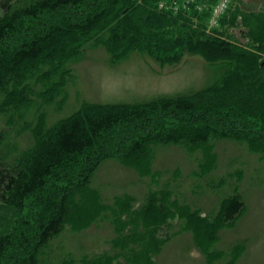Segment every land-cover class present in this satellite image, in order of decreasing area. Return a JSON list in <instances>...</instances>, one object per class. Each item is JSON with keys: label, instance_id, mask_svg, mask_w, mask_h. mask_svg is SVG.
<instances>
[{"label": "rangeland", "instance_id": "374dc122", "mask_svg": "<svg viewBox=\"0 0 264 264\" xmlns=\"http://www.w3.org/2000/svg\"><path fill=\"white\" fill-rule=\"evenodd\" d=\"M155 5L200 26L202 37L250 44L264 58V0H156ZM79 51L61 64L38 61L24 69L15 83L23 103H11L15 97L0 91V159L25 152L35 132L82 106L185 96L210 86L219 73L198 55L163 63L156 59L163 52L153 57L132 52L111 62L101 46ZM222 110L217 122L207 124L214 132L203 145L155 144L134 164L123 160L122 151L95 160L98 152L87 151L65 159L21 210L0 201V236L11 241L0 264H22L32 253L37 264H264V119ZM231 194L243 204L239 215L212 242L196 243L182 217L196 211L213 218ZM63 209L59 233L35 253L40 225Z\"/></svg>", "mask_w": 264, "mask_h": 264}, {"label": "trees", "instance_id": "16d2710c", "mask_svg": "<svg viewBox=\"0 0 264 264\" xmlns=\"http://www.w3.org/2000/svg\"><path fill=\"white\" fill-rule=\"evenodd\" d=\"M154 2H0V91L12 94L15 101L11 103L15 105L24 102L15 85L24 69L38 61L61 64L88 45L106 49L111 62H118L132 52L152 57L156 52H163L164 55L156 54L160 59L155 56L163 63L174 56L179 61L186 54L198 55L219 70L217 78L202 91L162 97L141 105H86L44 131L35 132L34 142L25 152L9 161L0 159L2 204L21 210L25 199L42 190L53 170L68 157L97 151L98 157L91 159L111 155L114 158L122 151L123 160L134 164L142 161L148 148L155 144L183 141L194 146L205 144L214 132L207 124L210 120L217 122V110L224 112L231 108L240 116L264 119V58L259 55L260 51L252 50L255 47L250 44L236 46L220 38L202 37L200 26L194 28L185 18L159 12ZM247 35L251 37L250 31ZM256 43L258 49L260 46ZM192 125L195 128L190 130ZM120 129L124 130L125 137L121 136ZM2 137L0 133V140ZM67 199L68 195L60 198L61 207ZM148 204L152 205V200ZM242 205L240 197L231 194L223 199L213 218L196 211L182 218L196 243H209L219 229L235 220ZM65 216L63 209L40 225L35 253L59 233ZM10 243L8 236H0V256ZM34 256L32 253L22 264H37Z\"/></svg>", "mask_w": 264, "mask_h": 264}]
</instances>
